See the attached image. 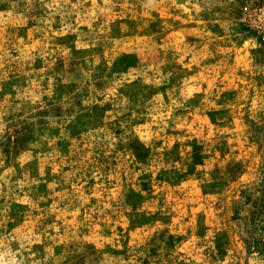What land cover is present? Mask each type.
Returning a JSON list of instances; mask_svg holds the SVG:
<instances>
[{
    "label": "rangeland",
    "instance_id": "obj_1",
    "mask_svg": "<svg viewBox=\"0 0 264 264\" xmlns=\"http://www.w3.org/2000/svg\"><path fill=\"white\" fill-rule=\"evenodd\" d=\"M51 2L0 0V40L8 37L10 52V56L4 57L10 63L0 68V107L8 109L0 116V125H3L0 128V222L7 223V231L11 233L18 229L16 234L23 235L28 227L35 231L36 226L43 228L56 221L59 228L67 220L80 239H70L56 245V255L66 256L61 264H85L86 261L88 264H99L104 258V251L109 256L122 257L124 261H130L136 252L145 251L147 255L136 257L143 264H150V259H155L156 264H163L165 260L168 264H175L176 261L185 264V261L180 260L184 253L176 252L179 242L184 239L183 234H169L167 227L155 231L157 221L166 226L174 221L182 224L192 218L196 234L201 236L206 231L204 221L210 218V213L213 217L227 214L230 221L236 222L245 233L251 232L250 225L257 220L264 221V179L242 189V200L229 199L225 206L221 199L226 200V197H221V194L229 187L230 180L237 178L240 165L230 164L227 171L222 172L217 163L211 172V180L201 179L205 170L197 167L207 164L216 153L224 158L233 152L229 142L231 129L240 121V116L233 114L237 107L249 124V141L261 142L264 146V109L258 110L253 118L244 111L247 105L243 102L240 106L236 104L246 84L255 81L254 87L245 89V99L251 98L252 93L264 84V0H229L224 5V14L231 17L232 39L242 43L241 36L252 35L257 38L256 45L246 53L237 47L235 50L229 49L232 52L230 55L221 52L214 44L205 46L208 38L200 31L204 20H189L187 14L181 17L180 10L175 8L153 9L151 17L140 16L138 12L130 10L134 0H118L116 7L106 11L96 8L89 11L88 5L92 0H85V9L79 13V19L75 12L66 19L61 16V12H55L51 18V27L55 31L44 35L37 29L47 27L44 19L52 11L47 7ZM76 2L72 0V3ZM177 2L182 3L183 0ZM125 3L128 8L123 7ZM206 7L214 11L217 0H211ZM137 8L142 10L139 4ZM122 10L127 14H120ZM202 15L208 20L212 14L205 11ZM65 23L76 31L61 33L59 30L63 29ZM209 32L223 35L224 29L218 24H209ZM19 39L23 41L21 48L30 45L35 47L26 58L12 60L11 57L21 56V52L13 46ZM165 44L166 47H161ZM50 49H55V52L44 54ZM2 54L3 49L0 48ZM149 65L159 68V83L155 79L145 80L143 75H139L131 82L123 81L120 84L118 97L104 101V97L110 94L109 90L124 75L143 73ZM41 69L44 71L41 72ZM148 74L153 75L152 71ZM40 75L44 76L40 82L43 88L49 87L48 77H55L51 85L52 94L49 96L45 93L42 98L44 106L41 107L39 102L33 105L25 100L20 110H16L21 100L18 93L31 87L32 80ZM185 79L189 81L187 86ZM182 90L186 92L187 99L182 106L168 111L160 139L154 137L146 146L137 134L127 141L122 139L117 149L127 147L132 151L136 160L128 167L139 171L141 165L151 164L154 155L151 143L163 145L169 139L172 147L163 152L164 163L174 164L175 161L184 160L183 168H161L155 177L151 172L140 173L134 186L122 171L123 183L119 192V206L114 202V207H117L115 212L111 208L104 213L99 211L103 207L100 200L107 196L103 187L111 186L104 183L101 197L91 195L89 203L79 210L75 207L79 206L80 201L66 197L59 205L64 209L63 218L57 219V213L41 215L42 212L47 213L58 199L54 191L60 192L65 188L71 191L75 184L74 180L66 183L59 171L53 172L54 163L47 161L50 153L61 154L55 160V164H59L61 157L72 152L74 141L78 142L77 147L86 152L82 137L103 127L107 123L109 110L118 111L119 107L124 106L118 102L125 98L129 111L120 119H128L132 116V110H135L138 115L132 119V124L140 125L144 130L143 125L150 124L152 119H160L154 111L158 108L166 111ZM92 96L104 103L85 104L84 101ZM157 96H161V100ZM114 100L117 102L114 103ZM162 104L163 108L160 107ZM259 104L260 100L256 99L257 107ZM73 113L74 119L66 125L70 138L57 139L60 136L58 125ZM158 128L159 125L153 124L149 132ZM114 130L117 135L124 132L120 127ZM46 135L47 138H44ZM104 143L106 141L101 142ZM185 148H190L185 154L187 159L181 155ZM96 151L100 152L98 159L104 165L105 172L120 164L115 152L111 157H105L101 148H96ZM235 151L238 154L240 149L236 148ZM26 153L31 158L22 163L21 157ZM155 155L159 156L160 153ZM75 158L63 163V174L73 171L71 159ZM57 180H60V184L53 190L49 185ZM21 181L26 183L21 185ZM89 186L94 192L101 184L94 177L84 185L86 192ZM257 192L261 195L253 199ZM42 196L46 199H41ZM153 201L154 211L144 207L146 202L150 204ZM65 205L69 207L65 209ZM94 205H98L95 211ZM86 214L88 219L81 223ZM105 214H109L107 223L113 226L104 229L101 234L111 235L116 231L121 248L108 245L103 250H97L94 243L83 239L93 234L94 221L103 226L105 221L101 217ZM120 214L127 219L126 224L115 223ZM230 227V222L225 220L217 226L213 261L223 260L228 254V248L231 247ZM148 228H153V233L144 244L130 243L140 238V229L147 231ZM50 231L55 234L56 229ZM59 231L63 233L62 228ZM191 231L189 228L188 232ZM256 246L264 255V247H261L259 239ZM13 247H19V243L13 241ZM32 249H38L41 257L45 254L44 245L39 241L33 243ZM251 252L249 246V255Z\"/></svg>",
    "mask_w": 264,
    "mask_h": 264
},
{
    "label": "clouds",
    "instance_id": "obj_2",
    "mask_svg": "<svg viewBox=\"0 0 264 264\" xmlns=\"http://www.w3.org/2000/svg\"><path fill=\"white\" fill-rule=\"evenodd\" d=\"M117 2L118 0H92L91 4L88 5V10L90 11L91 8H96L100 11H106L116 7ZM210 2L211 0H183L182 3H178L177 0H148V2L145 3L144 0H134V2H132V9L130 10L138 12L140 16L151 17V10L153 9L161 10L165 8H175L180 10L181 17H184V15L187 14V19L189 20L193 18L204 20L202 27H200V31L208 38L205 46L207 47L208 43L211 45L214 44L221 52L229 55L232 53L229 49L235 50L239 47L246 53L249 48L256 45L257 38L252 35H247L246 37L241 36L242 43H237V41L232 39V31L230 30L231 17L224 14V5L228 3L229 0H217V7L214 11L213 9L206 7V5L210 4ZM137 4L142 6V10L137 8ZM69 5H71L70 8ZM47 7L52 9V11H49L48 16L44 19L47 27L37 29V31H42L44 35L55 31L51 27V18L54 17L55 12H61V16L65 17V19L75 12L77 13V18L79 19V13L85 9V0H77L76 3H72V0H52L51 3H48ZM123 7L128 8V4L125 3ZM246 7L247 6H245V10ZM62 9L67 11H61ZM205 11L212 14L208 20L203 18L202 14ZM120 14L127 13L122 10ZM209 24H218L222 29H224V34L219 35L216 32L210 33ZM168 27H171V25H168ZM69 30L76 31V29L70 24L65 23L63 29L59 31L63 33ZM51 38L52 37H49V39ZM22 42L23 41L19 39L14 43L13 46L21 52V56L11 57L12 60L26 58L32 53L31 49L35 47V45H30L28 48H21ZM7 44L8 37L5 36L3 40H0V48L3 49V54L0 55V68H3L5 63H10V61L4 60V57L10 56ZM166 46L167 44L161 45V47ZM64 51L67 52L68 49H64ZM51 52H55V49H50V52L44 54H50ZM40 71L43 72L44 70L41 69ZM149 71H152L153 75L150 76L148 74ZM159 73L160 70L157 66L149 65V68L143 73H128L124 75L121 80L117 81L116 84L109 90L110 94L104 97V101L118 97V89L123 81L131 82V80L135 79L136 76L143 75L145 80L155 79V81L159 83ZM54 79L55 77H48L49 87L47 88H43L40 85V82L44 80L43 75L33 79L31 87L25 89L22 93H18L21 100L20 103L16 105V110H20L25 100L30 101L33 105L39 102L41 107H43L44 101L42 98L45 93L49 96L52 94L51 85ZM184 83L187 86L189 84L188 79H185ZM254 84L255 81L246 84L244 88H242L240 95L236 100L237 106H240L241 102L247 105L244 111L248 112L249 116L253 118H255L258 110L264 109V84H261V87L256 92L252 93L251 98H244L245 89L254 87ZM156 98L161 100V96H157ZM185 99H187V94L182 90L180 96L172 100V105L167 107L166 111L159 110V108L155 110L154 112L160 117V119H152L150 124L143 125L144 130H142L140 125L132 124V119L138 115L135 110H132V116L128 119H120L127 111H129L126 106L128 101L127 98H125L123 101L118 102L119 104L124 105L119 107L118 111L113 112L109 110L107 114V123L103 127L97 128L94 133H86L82 137L83 148L87 149L86 152L77 147L78 142L74 141L72 145V152H70L66 157H61L59 164H55V160L61 154L59 152L50 153L47 161L54 163L53 172L59 171L66 183H72L74 180L75 184H73L71 191L66 188L62 189L60 192L54 191V194L58 197V199L54 201L47 213L42 212L41 215H51L53 213H57V219L63 218L64 209L60 208L59 205L66 197L71 198L72 200L78 199L80 204L75 207V209L79 210V208H82L85 204L89 203L91 195L101 197V188L104 183L111 186L103 187V191L107 193V196H104L100 200L103 207L99 208V211L104 213L106 209L111 208L115 212L119 206V192L123 183L121 176L122 171L124 175L128 176L129 181L133 182L132 186H134L137 184V176L140 173L151 172L152 176L155 177V174L161 168H170L173 166L183 168L185 166L184 160L175 161L174 164L164 163L163 152L167 149H171L172 147L171 140L169 139H167L163 145L157 146L156 144L151 143V147L154 150L151 164L150 166L141 165L139 171L128 167L133 160H136V156L133 152L128 150L127 147L124 149H117V144L122 139L127 141L130 137L137 134L141 140L145 142L146 146L149 145L154 137L160 139V133L166 126L168 111L174 107L182 106ZM256 99L260 100L259 107L256 105ZM104 101H96L95 96H92L90 99H86L84 103L89 104L99 102L103 104ZM113 102L116 103L117 101L114 100ZM65 107H67V105H65ZM160 107L163 108V104ZM7 110V107H0V116H2L4 112H7ZM233 114L235 116H240V121L236 124V127L231 129L232 136L229 145L232 146L233 152L224 158H221L220 154L216 153V156L213 157L212 160L208 161L207 164L197 166L198 169L203 168L205 170L201 179L211 180V172L214 170L217 163H219L222 172H226L230 164L238 163L240 165V171L237 178L235 180H230L229 187L221 194V197H226V200L221 199L222 205L225 206L228 204L229 199H231V201L242 200V189L250 187L253 183H259V180L264 179V146L261 145V142L254 140L249 141L248 136L250 134L247 131L249 124L245 122V117L241 115L239 107L234 110ZM74 117L75 113H73L72 116L66 117L64 122L58 125L60 128V136L56 137L57 139L70 138L66 130V125L74 119ZM53 124L55 125V121H53ZM109 124H111V127H109ZM153 124L159 125V128L156 131L149 132V129ZM2 127L3 125H0V128ZM116 127L123 128L124 132L121 135H117L114 130ZM176 127H179V124H176ZM44 138H47V135ZM102 141H106V143L101 144ZM98 147L102 149L105 157H111L112 153L115 152V158L120 161V164L110 171L105 172L103 170L104 165L101 164L98 159L100 156V152L96 151V148ZM236 148L240 149L238 154L235 151ZM189 151L190 148H185L182 150L181 155L185 156V154ZM155 153H160V155L156 156ZM72 157H76L75 159H71V162L74 165L73 171L65 175L62 173V165ZM30 158V154L26 153L21 157V162L23 163ZM187 158L188 157L185 156V159ZM8 171L10 172L12 169H8ZM89 173H91V175H89ZM94 177L98 182H100L101 187L93 192L91 191L92 186H89V190L86 192L84 185L88 184V181L92 180ZM101 178H103V180H101ZM20 183L23 185L26 181H21ZM59 184L60 180L53 181L49 187L55 190ZM260 195L261 194L257 192L253 199ZM41 199H46V197L42 196ZM114 202L117 207H114ZM68 207L69 205L64 206L65 209ZM97 207L98 205H94L93 211L97 210ZM144 207H149L154 211L155 201L150 204L146 202ZM248 207L251 208V205L249 204ZM209 216L210 218L204 221V224L207 227L204 235L202 236L196 234V227L193 225L192 218L188 221H184L182 224L179 221H174L172 224L166 226L160 221H157L154 228L156 231V229H163L164 227H167L169 229V234H183L184 239L179 242L176 252L184 253V255L180 257V260L185 261V264H264V255L261 254L260 249L256 246L257 239H259L261 247H264V226H262L264 225V221L257 220L256 223L250 225L251 232L245 233L240 229L236 222L230 221V217L227 214L224 217H221L218 214L213 217L210 213ZM87 219L88 215L86 214L81 223ZM101 219L105 221L103 226L94 221L92 226L93 234L90 236H84L83 239L94 243L97 250H103L108 245H111L114 248H121L122 245L120 243V237L116 231H113L111 235L101 234L104 229L113 226L107 223L109 220V214L102 215ZM222 220L229 221L231 224L229 229L231 247L228 248V254L223 260L213 261L212 253L216 251L215 233L217 226L221 224ZM115 223L126 224L127 219L123 214H120ZM59 228L63 229V233L59 231ZM59 228L57 226V222L54 221L53 223L46 224L43 228H38L36 226L35 231H33L31 227H28V230L25 231L23 235H17L16 233L19 232L18 229H15L10 233L7 231V223L0 222V264H61V261L66 259V256L63 254L61 256L56 255V252L54 251L56 245L70 239H80V237L75 230L71 228L67 220H65L63 224H60ZM189 228L192 229L191 232H188ZM50 229H56L55 234H53ZM97 229H100V232H97ZM139 231L142 233L140 238L130 243L137 245L144 244L153 233V228H148L147 231L140 229ZM13 241H17L19 243V247L14 248ZM37 241L44 245L45 254L42 257L40 256L38 249H32L33 243ZM46 241H48V243H45ZM249 246L252 248L251 255H249ZM145 255H147L145 251L136 252L130 261H124L122 257L109 256V253L104 251V258L99 261V264H143V261L137 260L136 257ZM85 264H88V262L86 261ZM150 264H156V260L150 259ZM163 264H168V262L165 260ZM175 264H179V261H176Z\"/></svg>",
    "mask_w": 264,
    "mask_h": 264
}]
</instances>
